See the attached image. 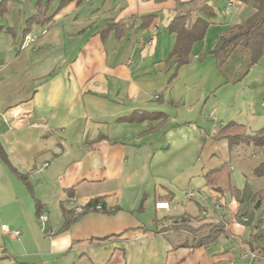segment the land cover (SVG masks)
Here are the masks:
<instances>
[{"label": "crops", "instance_id": "1", "mask_svg": "<svg viewBox=\"0 0 264 264\" xmlns=\"http://www.w3.org/2000/svg\"><path fill=\"white\" fill-rule=\"evenodd\" d=\"M253 12L237 0H0V148L31 188L0 158V264H228L237 241L264 260L238 203L207 183L225 166L232 186L264 189V144L214 137L230 122L264 128V53L245 71L244 53L220 68L212 50ZM176 14L207 22L183 64ZM95 198L105 212L65 225ZM212 222L222 234L191 247Z\"/></svg>", "mask_w": 264, "mask_h": 264}, {"label": "trees", "instance_id": "2", "mask_svg": "<svg viewBox=\"0 0 264 264\" xmlns=\"http://www.w3.org/2000/svg\"><path fill=\"white\" fill-rule=\"evenodd\" d=\"M244 3L246 6H250L254 9V12L247 17L244 21L233 24L228 28L217 40L213 53L216 57L218 67L222 68L226 63L230 55L234 50L239 53H244L246 62L244 67L245 71L251 65L257 62L260 56L264 53V0H237ZM184 14H176L170 23L169 29L176 35V42L172 50V54L175 55L177 64H183L187 61V53L191 44L201 39L204 35L207 27V22L201 19H197L195 23L190 27H185ZM39 16L35 15L28 19L27 26L32 21H37ZM135 114H131L124 119L134 120ZM225 137L229 140L230 145H238L239 143L251 141L257 145L264 144V128L259 132H256L253 136H248L244 133L243 127L230 122L222 127L214 137ZM3 152L0 148V158L4 161L8 169L18 176L24 183L26 188L30 190V185L27 183L26 176L18 173L8 162L6 156H3ZM212 176H207V183L211 191L223 195V193L229 192L232 198L238 203L235 217L237 220L244 221V223L250 225V234L246 239L251 251L259 250L258 245L255 243L259 237H264V228L262 224L264 222V189L253 191L251 186L246 183L242 189H238L230 184L229 172L225 168L212 172ZM100 205L101 208L97 209L96 205ZM40 203L35 201L36 215L40 216ZM82 212L75 213L73 217L66 218L65 225L68 226L80 215L89 211H102L105 212L104 205L100 198L92 199L88 202ZM261 210L259 217L252 225V221L255 220L256 211ZM224 231V227L221 223L210 224L206 231H203L198 238H193L191 247H199L206 245L212 241H215L221 232Z\"/></svg>", "mask_w": 264, "mask_h": 264}, {"label": "rangeland", "instance_id": "3", "mask_svg": "<svg viewBox=\"0 0 264 264\" xmlns=\"http://www.w3.org/2000/svg\"><path fill=\"white\" fill-rule=\"evenodd\" d=\"M261 213V210H259L258 214L255 216V220H257V218L259 217V214ZM213 223V222H212ZM212 223H204L201 225V229H205V231L208 229L209 225ZM215 224V223H213ZM262 227L264 228V222L262 224ZM221 240H225V236H221L220 237ZM248 238V236H247ZM246 238V239H247ZM245 239V240H246ZM239 241H237V247L235 246L230 252H229V263L228 264H251V262L248 260L247 257H243V255H241V249L239 247ZM255 243L258 245L259 247V251H261L264 254V237H258L255 241ZM230 246V244H229ZM252 264H264V260H255Z\"/></svg>", "mask_w": 264, "mask_h": 264}, {"label": "built area", "instance_id": "4", "mask_svg": "<svg viewBox=\"0 0 264 264\" xmlns=\"http://www.w3.org/2000/svg\"><path fill=\"white\" fill-rule=\"evenodd\" d=\"M44 32H45V29L43 30V33ZM24 40L27 43H29V42H32L34 40V37L27 34V35H25ZM169 205H170V203L166 200H157L154 202V208H156L157 210H168L170 208ZM96 208L99 209V208H101V206L98 204V205H96ZM74 210L76 213H80V212H82L83 209L78 207ZM39 219L42 223H45L47 221V215L42 213V214H40ZM1 229L5 232L9 231L6 225H2ZM13 234L16 237L19 234V231L16 230L13 232Z\"/></svg>", "mask_w": 264, "mask_h": 264}]
</instances>
